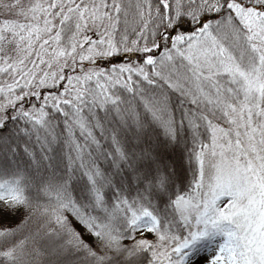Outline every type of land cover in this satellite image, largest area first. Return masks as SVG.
<instances>
[{
    "label": "snow or ice",
    "instance_id": "6c2138e0",
    "mask_svg": "<svg viewBox=\"0 0 264 264\" xmlns=\"http://www.w3.org/2000/svg\"><path fill=\"white\" fill-rule=\"evenodd\" d=\"M0 264H264V0H0Z\"/></svg>",
    "mask_w": 264,
    "mask_h": 264
}]
</instances>
